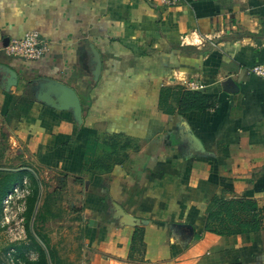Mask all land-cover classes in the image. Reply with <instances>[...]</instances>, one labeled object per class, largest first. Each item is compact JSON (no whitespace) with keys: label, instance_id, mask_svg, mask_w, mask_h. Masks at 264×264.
<instances>
[{"label":"crops","instance_id":"crops-1","mask_svg":"<svg viewBox=\"0 0 264 264\" xmlns=\"http://www.w3.org/2000/svg\"><path fill=\"white\" fill-rule=\"evenodd\" d=\"M32 30L42 58L0 50V136L59 182L64 261L264 264V223L205 229L213 198L264 204V79L249 72L264 63V0H0V46ZM53 81L77 93L80 117L44 100ZM184 91L214 103L180 113ZM112 202L142 223L121 226Z\"/></svg>","mask_w":264,"mask_h":264},{"label":"rangeland","instance_id":"rangeland-1","mask_svg":"<svg viewBox=\"0 0 264 264\" xmlns=\"http://www.w3.org/2000/svg\"><path fill=\"white\" fill-rule=\"evenodd\" d=\"M11 144L8 143L6 138L3 139V136H0V173L3 171L2 169L13 171L20 168L26 169V172L22 182L16 183L1 203L0 264H25L26 260H37L39 258V249L30 238L31 235L38 242L32 227L34 220L32 222L31 216L27 215L29 199L36 185L38 187L39 202L35 217L38 212L44 213L41 232L46 236L48 234L52 235L48 238L49 242L52 240L49 247L53 246V249L50 248L55 252L58 264H71L67 260L64 261L63 253L54 246L59 233L65 229L70 231L73 227L71 223L73 220L67 216L70 212L67 211L65 205L63 207L59 205L61 201L59 197L61 192L57 191L59 182L54 179V175L52 176L46 168L35 163L30 157H25L24 153L19 152L15 145L11 146ZM60 208H62L61 211H59ZM59 222L61 223L59 224ZM53 233L56 234L53 235Z\"/></svg>","mask_w":264,"mask_h":264},{"label":"trees","instance_id":"trees-1","mask_svg":"<svg viewBox=\"0 0 264 264\" xmlns=\"http://www.w3.org/2000/svg\"><path fill=\"white\" fill-rule=\"evenodd\" d=\"M214 103L211 96L204 95L200 92L184 91L178 101V111L180 113L199 110L204 111L210 108ZM26 169L3 170L0 173V208L5 195L12 190L16 183H21ZM38 196V187L35 186L32 196L29 199L27 215L32 216L33 205ZM213 209L209 210L206 217L205 229L218 235H231L258 231L264 223V204L259 207L257 203L251 199H217L213 198ZM32 227L34 234L45 245L51 264H58L55 258V252L49 247L48 237L41 232L43 223V212H38ZM32 220V222H33ZM29 230V228L27 227ZM30 238L39 249L40 255L37 260H26L25 264H48L46 252L33 236ZM234 264H245L243 259H238Z\"/></svg>","mask_w":264,"mask_h":264},{"label":"water","instance_id":"water-1","mask_svg":"<svg viewBox=\"0 0 264 264\" xmlns=\"http://www.w3.org/2000/svg\"><path fill=\"white\" fill-rule=\"evenodd\" d=\"M1 36V34H0ZM89 54L91 56V73L94 77V79H98L99 74H100V70H101V58H100V54L98 52V50L96 49V47L93 44L89 45ZM53 88H50L48 92H53V94L56 96V99L52 100V99H48V95H46L44 97V100L46 102H50L51 104L57 105L56 103L59 102V106L61 109H69L71 108L74 112V114H76V116L80 117L81 115V105H80V100L79 97L77 95V93L70 87L57 82V81H53ZM47 92V93H48ZM180 135L181 138H187L188 142H193V143H198L199 145L201 144L200 141L198 140L197 136L191 131H184V130H180ZM2 170H8V169H2ZM11 171V170H10ZM38 202H39V193L34 205V209H33V213L31 216V221L34 219L35 213H36V209L38 207ZM110 210H113V216L115 218H117L118 223L121 226H135V225H139L142 223V221L138 218H136L135 216L127 213L120 205L116 204L115 202H112V206H110ZM35 235V234H34ZM36 239L38 240V242L42 245V247L44 248L45 252H46V256H47V261L48 264L50 263V258L48 256V252L47 249L45 247V245L42 243V241L35 235Z\"/></svg>","mask_w":264,"mask_h":264},{"label":"built area","instance_id":"built-area-1","mask_svg":"<svg viewBox=\"0 0 264 264\" xmlns=\"http://www.w3.org/2000/svg\"><path fill=\"white\" fill-rule=\"evenodd\" d=\"M165 5H175L181 0H159ZM5 54L18 56L28 60H37L44 56L49 50V43L37 31H28L23 37L11 39L7 43L0 46ZM249 72L264 79V63L255 64L249 68ZM190 89L199 88L198 82L188 84Z\"/></svg>","mask_w":264,"mask_h":264}]
</instances>
